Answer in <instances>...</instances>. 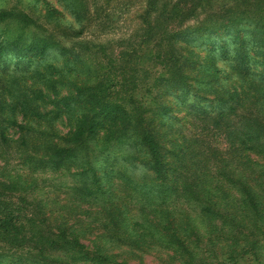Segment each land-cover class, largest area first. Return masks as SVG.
Here are the masks:
<instances>
[{
    "label": "trees",
    "instance_id": "16d2710c",
    "mask_svg": "<svg viewBox=\"0 0 264 264\" xmlns=\"http://www.w3.org/2000/svg\"><path fill=\"white\" fill-rule=\"evenodd\" d=\"M61 1L84 26L86 0ZM202 1L177 0L146 25L144 40L153 38L156 48L152 70L145 82L138 70L128 76L121 70L116 90L111 72L102 74L97 65L64 76L69 60L84 64L65 48L64 70L33 68L55 43L36 33L26 42L24 30L35 21L23 10L0 9V264H123L100 242L83 244L97 221L109 240L149 248L165 243L170 258L183 264L216 259L215 246L231 264L250 252L264 262V0L250 22L228 7L186 26ZM12 23L17 27L6 28ZM127 53L116 56L124 60ZM120 146L124 154H107ZM12 157L22 173L5 172ZM118 161L152 177L114 170ZM68 174V190L89 204L83 213L90 221L71 220L68 203L54 214L45 211L50 199L22 198L39 183L60 186L58 176ZM144 189L157 190L160 202L145 210L158 220L147 223L143 211L139 224L128 219L127 206ZM13 193L20 194L17 204ZM175 204L182 207L177 215L168 209Z\"/></svg>",
    "mask_w": 264,
    "mask_h": 264
},
{
    "label": "rangeland",
    "instance_id": "374dc122",
    "mask_svg": "<svg viewBox=\"0 0 264 264\" xmlns=\"http://www.w3.org/2000/svg\"><path fill=\"white\" fill-rule=\"evenodd\" d=\"M148 1L150 0H86L88 14L85 20H83L84 26L79 25L69 10L64 8L61 0H0V9L14 8L17 11L23 10L35 21L34 24H31L29 28L24 30L26 42H30L31 40V36L28 37V33H36L38 34V38L51 37L52 40L48 41L50 43H55L56 46L46 48L43 55L33 62V68L41 70L43 66L52 64L57 67L58 70L61 71L62 67L64 70L67 54L70 53L71 59L78 57L84 64H81V67L77 68L74 63L69 60L67 62V69L65 70L68 71L69 74L64 76L69 78L71 74L73 76L81 75L86 66L97 65L102 74L111 72L109 76L113 83L111 87L116 90L118 89V76L121 70L126 73L127 76L138 70L136 75L145 82L148 71L150 72L152 70L149 60L154 53H156V48L153 47V38L151 39V37H149L146 42L144 40L146 25L150 24L151 26L159 21L163 12L169 11L174 7L177 0H153L155 3L152 9L147 8ZM204 1L200 4L201 6L199 5L194 10V15L186 20V26H197L205 17L221 14L222 11L228 7L243 11L244 18H247L248 22H250L255 15V9L258 3V0H207V3H204ZM68 26L73 30H63L64 27ZM16 27L17 25L12 23V25L8 24L6 28L11 29ZM243 27L246 36L249 37L248 31L250 30V25H243ZM76 31H81L79 36H75L77 35ZM229 31H232V29ZM132 47H138L136 53L133 54L134 56H130V49ZM64 48L69 50V53L65 54L61 52ZM125 48L128 49V56L124 60H121L116 55ZM26 76H28V74H26ZM47 109L50 110L51 107H47ZM51 110H53V108ZM60 120H57V122H60ZM173 127H177V124L174 123ZM61 130L65 131L63 127H61ZM8 132L9 135H11L12 131L9 130ZM219 141L221 140L217 139V144L219 143L220 146L223 147V144ZM125 150V146H120V148L109 147L107 154L111 157H118L121 153L124 154ZM123 154L122 157H124ZM110 156L109 160L113 162ZM128 156L129 154L127 157ZM11 159L13 160L8 164L5 172H10V174L22 173L23 170L19 167L18 158L12 157ZM118 162L114 170L124 169L125 171H123L129 173V175L132 174L134 179H139L147 175H149V178L152 177L150 172L145 173L141 167L134 168L133 166H129V163L122 162L126 163L124 164V168H122L121 161ZM45 176L46 175H38L37 177L42 180ZM58 177L62 180L60 186L46 187L39 183L34 192L23 195L22 198L27 202L36 199V197L40 195L46 199H50L49 203L45 205V211H57L54 214L61 212L66 203H68L74 209L70 215L71 220H84L87 216L84 215L83 211L89 204L82 203L79 199L71 196L68 190V185L72 183V176L70 174L64 176L59 175ZM154 191L157 192V190L154 189L149 191L144 189L143 192H146L145 194L137 193L133 195V200L127 206L128 219L130 218L132 222L139 221V224H141V222H143L141 214L146 212L144 215H146L145 221L147 223L148 218L158 220L154 215L157 213L150 212L148 209L145 210L151 203L160 202V198L156 197L157 194ZM19 195V193H13L10 197V201L17 204ZM178 208L179 206H176V204L168 206L169 211H172L175 215L180 212L179 209H182V207ZM84 221H90V217ZM98 222L99 221L93 223V231L86 236V240L83 241V244L89 246V243L93 240L100 242V246L106 251L105 253L109 257H113V259L119 263L183 264L182 261L179 260L180 257H175L174 259L170 258V256L172 257L174 254H172L169 248H166L165 243L159 245L156 241L151 244L149 248L143 245L137 246L135 243H117L116 241L109 240ZM204 247L208 250L210 249L209 247ZM201 249L204 250L202 247ZM214 252H216L217 258H207L204 260V264H223V260L224 264H231L226 259V256L221 255L219 246H215ZM222 253H226V251ZM253 253L254 252H250L248 255H241L240 253V257H233L234 259L231 260L236 264H264V262L258 263V260L253 258ZM246 257L248 260H246Z\"/></svg>",
    "mask_w": 264,
    "mask_h": 264
}]
</instances>
